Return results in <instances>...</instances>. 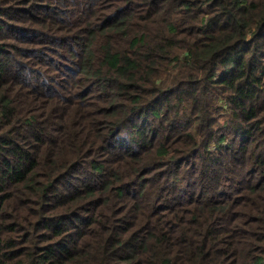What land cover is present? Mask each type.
Segmentation results:
<instances>
[{
  "label": "trees",
  "instance_id": "trees-1",
  "mask_svg": "<svg viewBox=\"0 0 264 264\" xmlns=\"http://www.w3.org/2000/svg\"><path fill=\"white\" fill-rule=\"evenodd\" d=\"M0 264H264V0H0Z\"/></svg>",
  "mask_w": 264,
  "mask_h": 264
}]
</instances>
